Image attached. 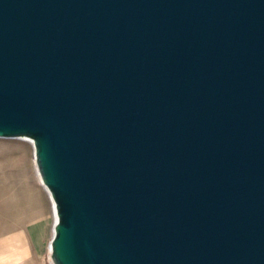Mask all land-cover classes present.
Returning a JSON list of instances; mask_svg holds the SVG:
<instances>
[{"label": "water", "instance_id": "95a60500", "mask_svg": "<svg viewBox=\"0 0 264 264\" xmlns=\"http://www.w3.org/2000/svg\"><path fill=\"white\" fill-rule=\"evenodd\" d=\"M0 139L51 264H264V0H0Z\"/></svg>", "mask_w": 264, "mask_h": 264}, {"label": "rangeland", "instance_id": "374dc122", "mask_svg": "<svg viewBox=\"0 0 264 264\" xmlns=\"http://www.w3.org/2000/svg\"><path fill=\"white\" fill-rule=\"evenodd\" d=\"M42 186L31 142L0 139V264H32L33 255L51 264L53 202Z\"/></svg>", "mask_w": 264, "mask_h": 264}, {"label": "crops", "instance_id": "0c3cea01", "mask_svg": "<svg viewBox=\"0 0 264 264\" xmlns=\"http://www.w3.org/2000/svg\"><path fill=\"white\" fill-rule=\"evenodd\" d=\"M29 260L31 259L32 264H45L43 261V257L41 255H33L31 257H27Z\"/></svg>", "mask_w": 264, "mask_h": 264}, {"label": "bare ground", "instance_id": "6f19581e", "mask_svg": "<svg viewBox=\"0 0 264 264\" xmlns=\"http://www.w3.org/2000/svg\"><path fill=\"white\" fill-rule=\"evenodd\" d=\"M32 145V144H31ZM38 178H39V176H38ZM43 188H44V190L46 189L44 186H42ZM53 214H54V223H53V225L55 224V222H56V220H57V218H56V214H55V209H54V204H53ZM53 225H52V232H53ZM49 246V245H48Z\"/></svg>", "mask_w": 264, "mask_h": 264}]
</instances>
